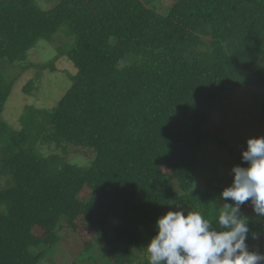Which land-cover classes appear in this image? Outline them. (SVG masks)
<instances>
[{
  "label": "trees",
  "instance_id": "16d2710c",
  "mask_svg": "<svg viewBox=\"0 0 264 264\" xmlns=\"http://www.w3.org/2000/svg\"><path fill=\"white\" fill-rule=\"evenodd\" d=\"M61 31L68 42L51 62L67 57L72 85L49 110L25 107L20 130L2 117L13 86L0 71V264H40L47 238L80 216L115 264H140L158 217L179 207L221 230L230 185L196 189L194 176L232 88H260L264 122V0H177L165 14L152 0H59L47 11L0 0V62L26 64ZM70 147L94 157L70 161ZM244 206L248 250L264 255V217Z\"/></svg>",
  "mask_w": 264,
  "mask_h": 264
},
{
  "label": "rangeland",
  "instance_id": "374dc122",
  "mask_svg": "<svg viewBox=\"0 0 264 264\" xmlns=\"http://www.w3.org/2000/svg\"><path fill=\"white\" fill-rule=\"evenodd\" d=\"M39 7L47 11L55 7L59 0H38ZM177 0H152L165 14ZM151 4V0H149ZM64 40H66L64 42ZM68 42L63 31L54 36L52 42L41 41L32 49L26 59V64H10L3 60L0 62V71L6 77L8 84L13 86L11 96L3 111V119L15 130L21 129L20 117L25 107L35 106L38 109L53 108L67 93L72 83L69 75H74L76 69L67 57L52 59L57 55V48ZM29 64V65H28ZM46 64L42 70L38 66ZM26 65V69L23 68ZM7 71V72H6ZM41 77L35 83L32 95L23 93L26 84L31 80ZM261 90L253 84L244 87H234L228 93L220 108L215 109L209 121L207 132L217 134L218 138H212L207 149L199 161V168L195 178V188L206 185L222 187L231 185L234 174V166L247 167L242 161V151L247 148V140L254 137H264V122L261 120L260 98ZM44 156L54 153L53 149L42 148ZM235 155L238 158H235ZM201 156V155H200ZM94 157L93 152L81 148L70 147L68 160H88ZM228 163V165H227ZM244 163V164H243ZM81 165V164H79ZM87 165V164H85ZM82 165L81 167H86ZM165 172L168 171L164 168ZM177 188V184L174 183ZM89 197L88 192H83L79 202H84ZM242 209V208H241ZM245 211L252 210L250 202L245 203ZM177 210H182L177 208ZM243 210V209H242ZM185 215L189 210H183ZM258 217H264L259 216ZM57 233L50 235L46 242L49 247L44 250V259L40 264H115L106 250H103L97 241L96 234L86 224L83 217H78L71 226L63 224ZM35 234L41 237L44 231L35 229ZM264 234H255L258 242ZM249 237H247V240ZM254 244L248 246L253 248ZM144 256V259H142ZM140 264L149 260L148 253L140 255ZM137 264V261L135 262Z\"/></svg>",
  "mask_w": 264,
  "mask_h": 264
},
{
  "label": "clouds",
  "instance_id": "9594fccd",
  "mask_svg": "<svg viewBox=\"0 0 264 264\" xmlns=\"http://www.w3.org/2000/svg\"><path fill=\"white\" fill-rule=\"evenodd\" d=\"M247 167L232 168L233 181L221 192L231 200L222 211L215 230L199 212L168 211L158 217L156 234L146 245L148 264H262L264 255L249 251L247 218L239 215L250 202L253 211L264 216V137L247 140L242 151Z\"/></svg>",
  "mask_w": 264,
  "mask_h": 264
}]
</instances>
